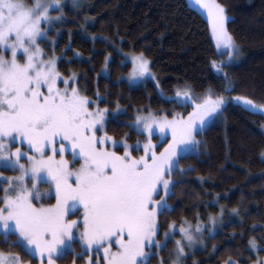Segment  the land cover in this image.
<instances>
[{"label": "snow or ice", "instance_id": "1", "mask_svg": "<svg viewBox=\"0 0 264 264\" xmlns=\"http://www.w3.org/2000/svg\"><path fill=\"white\" fill-rule=\"evenodd\" d=\"M194 3L207 17L218 54L227 57L210 61L223 79L222 90L209 88L198 95L184 82L169 96L144 52L120 50L123 60L118 66L130 65L131 71L119 82L132 86L151 80L161 100L191 108L186 114L171 111L166 115L153 112L150 106L135 108L126 126L144 140L130 145L127 139H113L104 131L107 122L119 121L128 109L119 101L111 110L101 108L100 103H109L107 97L99 89L94 98L82 93L76 86L77 74L62 75L58 58L40 46H54L49 29L63 19L62 0H0V167L19 173L15 177L0 173V238L8 249L20 248L39 264H56L78 241L82 252L76 257L84 264H151L152 259L165 264L160 252L167 251L172 241L175 248L167 264H185L194 246L203 243L198 216L195 224L187 219L179 227L175 221L168 223L163 240L159 238V218L174 212L168 200L179 182L173 174L183 176L195 170L181 168L180 160L188 154H204L197 136L223 117L230 101L260 114H264V103L222 94L236 90L225 69L240 59L241 47L227 27L230 17L222 4L217 0ZM71 4L78 8L80 0ZM52 11L61 14L53 17ZM110 59L111 54L105 56L102 68L106 78ZM153 136L162 141V150H157ZM141 151L142 155H133ZM66 153L79 167H70ZM38 182L49 186L43 195ZM44 199L55 203L45 205ZM213 203L218 204L219 198ZM77 209L82 212L80 218L69 219V213ZM225 211L220 207L218 216H208L209 235L223 226ZM229 215L239 217L240 212L233 208ZM177 232L182 239L172 240ZM247 243L253 252L264 251V237L260 244L255 238ZM0 264L25 261L18 253L0 248ZM225 264L241 262L229 257ZM256 264H264V258L257 257Z\"/></svg>", "mask_w": 264, "mask_h": 264}, {"label": "trees", "instance_id": "2", "mask_svg": "<svg viewBox=\"0 0 264 264\" xmlns=\"http://www.w3.org/2000/svg\"><path fill=\"white\" fill-rule=\"evenodd\" d=\"M86 1L82 10L66 9L68 19L51 32V37L56 39V50L62 58L58 68L64 76L76 73L78 85L89 97L94 98L99 89L109 101L107 105L100 103V107L112 109L119 101L128 109L129 113L119 121L106 124L107 132L117 140L127 138L134 142L139 138L126 126L135 108L150 106L158 113L185 109L161 100L151 80L135 86L119 82L131 71L130 65L118 66L123 60L120 50L144 52L169 96L184 82L199 95L209 88L216 92L222 90L223 79L210 64L218 54L208 21L188 0ZM217 1L231 16L228 29L241 46L244 57L241 63L228 67L236 89L231 94L264 103V0ZM86 17L93 22L87 24ZM108 54H111L110 75L106 78L102 68ZM262 126L264 115L231 105L225 108L222 118L214 120L197 136L203 142L204 154H188L180 160L181 168L195 170L183 176L178 172L173 174V179L179 182L175 195L168 200L174 212L159 218V238L173 221L180 225L182 219L196 222L197 216L203 221L208 215L217 216L220 210L212 202L219 198L222 206L240 210L241 218L232 219L217 233L206 237L205 251L195 253L200 264H225L229 257L241 264L245 260L254 264L258 256H264V251L253 252L247 243L255 238L260 244L264 237ZM45 201L55 202L54 199ZM0 248L18 253L24 261L37 263V259L25 255L20 248L8 249L2 238ZM172 248L170 241L167 251L161 252L166 263ZM59 261L82 264L84 260L78 259L74 251H68ZM151 262L156 263L157 259Z\"/></svg>", "mask_w": 264, "mask_h": 264}, {"label": "rangeland", "instance_id": "3", "mask_svg": "<svg viewBox=\"0 0 264 264\" xmlns=\"http://www.w3.org/2000/svg\"><path fill=\"white\" fill-rule=\"evenodd\" d=\"M87 1L86 0H80V6L78 7V8H75V7H73V5L71 4V0H62V5H63V9H62V11H63V19L61 20V21H59V22H55L54 23V25L49 29V40L50 41H54L55 43H54V46L53 47H50L49 45H48V47H47V45H45L44 43H41V48H43L44 49V51H45V53L47 54V55H49V56H51V55H55L58 59H57V68H58V64H59V61H60V58H61V56L57 53V50H56V39H52V37H51V32L52 31H54V30H56L57 29V26L58 25H60L61 23H63V22H65L67 19H68V17H67V13H66V9L67 8H72V9H76V10H82L86 5H87V3H86ZM188 2H189V5L192 7V8H194V9H196V10H198L205 18H206V20H207V17H206V15H205V13L203 12V10L202 9H200L195 3H194V0H188ZM218 2V1H217ZM219 3V2H218ZM221 4V3H220ZM225 10H226V8H225ZM53 17H55V16H58V15H60L61 13L60 12H58V11H52L51 13H50ZM226 14L231 18V16L228 14V12H227V10H226ZM230 20V19H229ZM85 22L87 23V24H90V23H92L93 22V20H91L90 18H88L87 19V21L85 20ZM229 22V21H228ZM227 27H228V24H227ZM241 47V46H240ZM217 50V49H216ZM217 54H218V51H217ZM243 53H242V49H241V56H240V59L237 61V62H235L234 64H232V65H235V64H239V63H241L242 61H243ZM221 59H227V57L226 56H220L219 54H218V57H217V59L216 60H221ZM58 70H59V68H58ZM60 71V70H59ZM225 71H227L228 72V67L225 69ZM63 75V74H62ZM127 76V75H126ZM126 76H124V77H126ZM136 85H139V84H136ZM62 86V85H61ZM76 86L81 90V88H80V86L78 85V81H76ZM133 86H135V85H133ZM81 92L82 93H84L82 90H81ZM85 94V93H84ZM197 94V93H196ZM199 95V94H198ZM203 95V94H202ZM229 95H231V96H236V95H232V94H227V95H225V96H229ZM256 103H259V102H257V101H255ZM231 105H236L235 103H233V102H229L227 105H226V107L227 106H231ZM100 106V105H99ZM101 108H103V107H101ZM109 110H111L110 108H109ZM185 110L186 109H178V110H175V112H180V113H185ZM189 111H191V108H190V110ZM154 112V111H153ZM128 113H129V111H128ZM134 113V112H133ZM133 113H131L132 115H134ZM161 115H166L167 114V112H163V113H160ZM186 114V113H185ZM262 115H264V114H262ZM132 118H133V116L130 118V123H131V121H132ZM169 119H171V117L169 116ZM213 122V121H212ZM211 122V123H212ZM210 123V124H211ZM107 124V123H106ZM262 130H263V132H264V127H262ZM104 131L107 133V135L108 136H111V137H113L112 135H110L108 132H107V130H106V125H105V129H104ZM100 134H102V133H98V135H100ZM113 139H116L115 137H113ZM125 139H127V138H125ZM168 139H170V136H169V138ZM117 140V139H116ZM137 140H140L141 142H143V140H144V137L142 136V135H139V138L137 139ZM136 140V141H137ZM136 141H134V142H132V141H130V140H128L127 139V142L130 144V145H134L135 144V142ZM152 142L154 143V144H156L157 145V150L159 151V150H162V148H161V144H162V141L159 139V137L158 136H153V138H152ZM17 146H19V145H17ZM15 149L13 148V151H14ZM22 151H24V150H26V149H24L23 147H22V149H21ZM117 151H119L120 152V154H122V150L121 149H117ZM143 153H142V151L141 152H133V155L134 156H139V155H142ZM58 158V157H57ZM65 158L67 159V160H69V162H70V167H79V164H75V165H73L72 164V158H71V156L70 155H68L67 153L65 154ZM263 158H264V153H263ZM21 163H27L26 161H24V160H21ZM0 173H2L3 174V176H5V177H15V176H17V175H19V173L18 172H15V171H12V170H10V169H6V168H4V167H0ZM264 173V170H263V172H262V174ZM37 187L39 188V190H40V192H41V194L43 195L44 193H46L47 191H48V184L47 183H43V182H38L37 183ZM217 199V198H216ZM215 199V200H216ZM45 200H47V199H44L42 202L45 204V205H47V204H49L48 202H46ZM55 203V202H54ZM213 203V202H212ZM214 204V203H213ZM215 205H217L218 206V209L220 210V207H224L225 208V213H224V222H223V225H225V224H227V223H229L232 219H236V218H241V214L239 215V217H236V216H230L229 215V212L231 211V209H228L226 206H222L221 205V203H220V201H219V203L218 204H215ZM239 212H240V210H239ZM220 214V211H219V213H218V215ZM82 215V212H81V210L80 209H77L74 213H69V219H78V218H80V216ZM217 215V216H218ZM209 216V215H208ZM208 216H207V219L206 220H201L200 219V222H201V224H202V226H203V229H204V231H203V235H202V237H200L199 239H201L202 241H203V243L201 244V243H197L195 246H194V248H193V252H192V254H190V255H188L187 257H186V260H185V264H200V261L196 258V256H195V253L196 252H198V251H202V250H204L205 251V249H206V245H207V243H206V237H208V236H211V235H209V228L211 227V225L209 224V222H208ZM211 216H214V215H211ZM191 223H193V224H195L196 222H192V221H190ZM177 227H179V225H177ZM223 226H217L215 229H214V233H217L221 228H222ZM161 240H163V236H162V238H160ZM180 239H182V237H181V235H180V233L179 232H177L176 233V235L172 238V240H180ZM258 243V242H257ZM259 244V243H258ZM174 248H175V245H174V243H173V250H174ZM173 250L171 251V252H173ZM69 251H74L76 254L77 253H81L82 252V248H81V246H80V244H79V242L78 241H76V242H74L73 244H72V246H71V250H69ZM113 251H115V248H113ZM185 251L187 252L188 251V249L186 248L185 249ZM68 252V251H67ZM66 252V253H67ZM160 256L161 257H163L162 255H161V252H160ZM259 258H264V256H258ZM87 257H85V259H86ZM164 258V257H163ZM174 258V257H173ZM164 260H165V264H167L166 263V259L164 258ZM169 260V259H168ZM25 264H33L31 261H25ZM36 264H39V261H38V259H37V263ZM56 264H64V263H62V262H60L59 261V259H57V261H56ZM72 264H74V262L72 263ZM75 264H78L77 262H75ZM82 264H84V261L82 262ZM151 264H158V261L156 262V263H152L151 262ZM254 264H256V263H254Z\"/></svg>", "mask_w": 264, "mask_h": 264}]
</instances>
